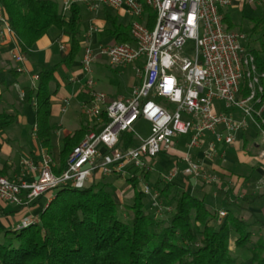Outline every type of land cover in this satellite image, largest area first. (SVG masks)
I'll return each mask as SVG.
<instances>
[{
    "label": "built area",
    "instance_id": "1",
    "mask_svg": "<svg viewBox=\"0 0 264 264\" xmlns=\"http://www.w3.org/2000/svg\"><path fill=\"white\" fill-rule=\"evenodd\" d=\"M58 1L65 11L73 5H84L95 12L102 7L125 9L134 19L133 41L94 48L88 41L98 27L89 28L81 57L90 96L83 112L103 126L88 133L72 149L60 174L54 172L52 158L45 155L39 166L32 159L23 161L28 172L38 171L31 181L0 175V197L5 202L30 204L50 190L82 188L104 176L137 177L141 190L150 197V207L162 215L172 207L164 204L159 189L144 180L146 173L153 170L154 159L160 153L171 152L177 137L186 135L189 142L182 156L185 166H175L163 181L172 182L183 176L216 183L218 177L203 167L194 151L213 160L218 155L217 146L233 144L237 135L248 128L249 121L259 130L261 146L257 158L262 161L264 185V71L246 46L247 34L227 29L221 11L262 4L264 0ZM149 10L155 13L151 26ZM0 33L14 34L1 10ZM189 41L193 46L187 51ZM102 56L114 67L133 64L138 81L128 95L113 98L95 88L92 64ZM13 57L25 61V55L18 50ZM69 106L70 99H64L62 111ZM140 118L151 124L147 137L135 134L134 125ZM125 132L133 133L135 144L124 146L121 136ZM219 215L221 223L226 211H219ZM36 221L25 219L18 227Z\"/></svg>",
    "mask_w": 264,
    "mask_h": 264
},
{
    "label": "trees",
    "instance_id": "2",
    "mask_svg": "<svg viewBox=\"0 0 264 264\" xmlns=\"http://www.w3.org/2000/svg\"><path fill=\"white\" fill-rule=\"evenodd\" d=\"M0 10L14 31L20 52L27 53L40 38L57 30L69 38L65 64L70 66L79 56L83 36L80 5L65 11L58 0H0ZM104 10L108 32L115 42H132L131 23L124 24ZM221 11L226 28L232 30L236 24L231 18V7ZM248 20L246 46L264 71V13ZM154 21L155 13L149 10V25ZM56 70L57 66L43 67L37 86L27 87L22 97L35 104L37 135L49 152L51 85L57 82ZM10 72L19 73L15 68ZM16 119V113L1 112L0 127ZM91 123L65 137L60 163L54 168L56 174L63 172L72 149L96 128ZM121 140L125 147L137 141L131 132L123 133ZM7 171L4 165L0 175L8 177ZM149 177L150 173H146L144 180L149 182ZM126 181L133 188V202L124 206V212L132 215L130 221L120 217V203L99 179L82 188L58 187L47 192L53 198L39 221L14 229L0 224V264H264V238L252 244L250 224L241 216L228 210L221 223L215 225L212 221H218L219 212H212L205 198L160 179L154 187L172 209L165 217L151 215L145 208L147 195L139 188L141 180L128 177ZM232 233L237 235L236 247L251 251L249 258L240 259L233 254Z\"/></svg>",
    "mask_w": 264,
    "mask_h": 264
},
{
    "label": "crops",
    "instance_id": "3",
    "mask_svg": "<svg viewBox=\"0 0 264 264\" xmlns=\"http://www.w3.org/2000/svg\"><path fill=\"white\" fill-rule=\"evenodd\" d=\"M85 9L92 21L89 28L92 25L98 27V30L92 33L88 41L94 48L115 42L114 37L108 32L109 24L105 18L104 9L116 15L118 20L124 24L131 23L132 21L131 16L128 21L121 20L120 17H125L127 15L125 9L102 7L96 12L88 10L87 7H85ZM88 30L86 32L83 30L82 43L85 45L88 43L85 38ZM62 45H66V47L62 48ZM17 50L20 52L14 34L0 33V72L1 67H9V73L11 74L7 78H0V113L12 112L17 114L15 122L6 127H0V169L6 165L8 177L12 180L31 181L36 178L38 171L28 172L23 161L32 159L37 166H39V162L43 157L49 155L53 159V169L57 167L60 163V154L63 150V141L65 137L73 135L76 130L81 126H86L88 123L83 112V105L89 101L90 96L88 89L85 87V74L81 64L83 53L81 54L80 51L81 55L79 54L70 66L65 64L67 55L70 51L69 38L67 36L61 34L57 30H51L50 34L40 38L27 53H22L25 55V61L23 62L14 59L13 54ZM96 63H98L96 71L99 72L102 69H99V62L96 61ZM107 63L113 70L114 78L109 80L107 78L98 79L95 87L105 86L109 88V91L106 93L113 98L128 95L132 87L138 81L133 64L114 67L109 61H107ZM45 66H57V70L55 71L57 82L51 85V115L49 118V124L52 127L50 137L52 144L51 152L42 147L39 141L35 117V104L25 102L22 99L27 87L37 86L38 73ZM11 68H15L16 70L21 68V71L17 70L19 73L15 75L10 72ZM128 69H131L135 75H125ZM107 80L109 81L108 84ZM115 80H117V82ZM111 83H117V86L113 88L114 90L111 89ZM121 86L124 87L122 91L120 90ZM64 99H70V106L65 112L61 109ZM7 107H11L12 110L6 111ZM217 107H221V104L217 103ZM91 125L96 127L91 131L100 130L103 126L101 121H94ZM17 126L19 127V131H16ZM188 142L189 137L186 135L177 137L176 145L171 153H160L155 158V161L163 162L161 155L164 154L169 156V160H171L174 167L179 166L183 168L185 164L182 161V156L187 150ZM260 146L259 130L258 128L256 130L250 126L237 135L233 144H219L217 146L218 155L213 160L204 159L201 151H194L196 159L203 164V167L218 177V181L211 185L225 192L226 203L228 205L234 204V206L239 209H243L245 207L244 205H247L245 208L248 212L247 218H254L256 222L253 221V224H260L259 233L256 234L252 231V238L256 237V239L260 237L264 238V185L261 184L263 170L262 161L257 158ZM247 166L250 168L247 169ZM239 167L240 173L236 174L234 170ZM106 177L116 176H104L101 178ZM176 178L181 179V181L177 183H180L183 187H179H182L184 190H186L188 186L192 189H197L198 183L201 185L200 188L202 189L208 187V184L204 185L201 180H197L194 177L186 179L183 176H177ZM175 179L171 182L172 184H174ZM161 180L163 181V179ZM132 196L133 192L130 197ZM119 197L122 199L120 194ZM52 198L53 194L49 192L35 199L30 204L17 205L5 202L0 197V224L6 227L12 222L13 218L16 221L17 228L25 219L34 218L39 221L40 215L44 212ZM228 205H226V207L221 206L217 212L230 210L227 207ZM155 215L158 216L156 212ZM237 215L241 216L240 214ZM241 217L250 224L251 228L253 224L250 223L245 216ZM212 223L215 224L214 221H212ZM236 239L237 235L234 241H230L231 251L235 252L236 256L240 259L249 258L251 256V251L236 247Z\"/></svg>",
    "mask_w": 264,
    "mask_h": 264
},
{
    "label": "rangeland",
    "instance_id": "4",
    "mask_svg": "<svg viewBox=\"0 0 264 264\" xmlns=\"http://www.w3.org/2000/svg\"><path fill=\"white\" fill-rule=\"evenodd\" d=\"M81 9H82V17H83L82 26H83V30L86 32L88 30L89 26L92 24V21L90 20L89 15H88L84 5H81ZM230 13H231V18H232L233 22L236 24L235 26H233L232 29L237 31V32H239V31L240 32L241 31L247 32L248 22H249L248 18L264 13V2L262 4L247 5L242 9L239 6H232ZM130 16L131 15L127 12V15L125 17H120V18L123 21H128ZM131 18L133 21L134 19L132 16H131ZM253 39H254V37L252 38V40ZM192 46H193V42L189 41L187 44V51H190ZM84 47H85V44L82 43L81 54L83 53ZM256 47H258V44H256ZM96 61L99 62V65H100L99 69H102L99 72L96 71L97 70L96 68L98 67V63H96ZM96 61L92 64V74H91V76L93 77V79L95 81H98V79H104V78L105 79L107 78L108 80L111 78H114L113 70L109 67V65L107 63V61H108L107 57H104V56H102V58L99 57V58H97ZM9 75H11L9 73V67H1L0 78H7V77H9ZM125 75H135V74L131 69H128V70H126ZM108 80H107V84L109 83ZM115 81L117 82V80H115ZM111 85H112L111 89L114 90L113 88H114V86H117V83H111ZM96 89L104 91V92L109 91V88H106L105 86H98V88H96ZM123 89H124V87L121 86L120 90L122 91ZM10 110H12L11 107L6 108V111H10ZM86 118H87L88 122L89 121L94 122L93 120H90L87 116H86ZM250 126L257 130L255 124L252 123L251 121H249L248 127H250ZM16 131H19L18 126H17ZM134 131H135V134L138 136L147 137V136H149V134L151 132V124L146 119L140 118L134 125ZM161 157L163 159V162H157V161H155V159L153 161V165H152L153 170H152L150 177H149V184L153 187H154V183L156 182L157 179H159V178L163 179L174 168V165L172 164L171 160H169L170 158L168 155L163 154V155H161ZM249 168L250 167L247 166V169H249ZM239 169H240V167L238 169L234 170L236 172V174L240 173ZM98 179L101 183L107 184L108 190L112 193L114 198L117 199V202L120 203V210H119L120 217L124 221H127V220L130 221L132 218V215L130 213L126 214L124 212V206L129 205L133 202L132 197H130V195L133 192V188L131 187V185L126 181V179L124 177H106V178H98ZM178 181H181V179L180 178L175 179V182H174V184L176 185L175 188L183 191L184 190L182 188L183 186L180 185V183H177ZM161 182L165 183L162 180H161ZM179 186H182V187H179ZM140 187H141V183H140L139 188ZM200 187H201V185L198 183L197 189H192L191 187L188 186V187H186V190H187V192H190L199 198L205 197L206 201L209 203V208L212 212L217 211L219 208H221V206L226 207V205H228L226 203V200H225L226 194L224 191L218 190L214 185H211V184L210 185L208 184V187L205 189H202ZM119 194L122 197V199H120ZM231 194H232V192H231ZM144 202H145L146 210L151 215H155L154 210H152L150 207V197L149 196H146L144 198ZM244 206L245 207L243 209H239L238 207L234 206V204H229L227 207L230 210H232L233 212L240 214L241 216H245V218L250 223L253 224V221H255V219L254 218L251 219L249 217L247 218L248 212L245 209L247 205H244ZM168 212H170V211H168ZM166 214H167V211L162 213V215H158V216L165 217ZM29 219H32V218H29ZM214 223H215V225H218L217 220L216 221L214 220ZM5 228H8V229L16 228L15 219L12 218V222H10ZM259 228H260V224L255 223L252 225L251 230L257 234V233H259ZM235 236H236V234L232 233L231 240H230L231 242L234 241ZM256 240H257L256 237H253L251 240V243L253 244ZM239 251H241V250H239ZM233 254L236 256L235 252H233Z\"/></svg>",
    "mask_w": 264,
    "mask_h": 264
}]
</instances>
